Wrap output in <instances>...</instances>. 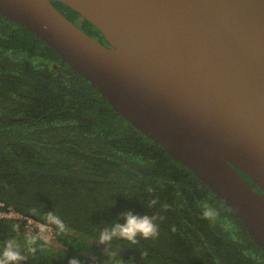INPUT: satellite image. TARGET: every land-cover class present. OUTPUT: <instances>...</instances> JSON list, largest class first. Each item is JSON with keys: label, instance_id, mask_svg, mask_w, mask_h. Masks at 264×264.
<instances>
[{"label": "trees", "instance_id": "16d2710c", "mask_svg": "<svg viewBox=\"0 0 264 264\" xmlns=\"http://www.w3.org/2000/svg\"><path fill=\"white\" fill-rule=\"evenodd\" d=\"M53 3L107 43L79 12ZM153 198L158 204L148 209ZM0 202L1 210L43 223L53 211L66 225L64 232L53 227L54 239L42 236L26 264H68L71 258L82 264H92V258L97 264H264V249L221 196L123 118L57 50L2 14ZM204 203L218 211L214 222L202 217ZM126 211L154 213L158 237L136 245L116 240L110 261L95 257L103 251L92 243L99 231L123 223L120 214ZM26 232L22 220L0 219V244L13 238L25 250Z\"/></svg>", "mask_w": 264, "mask_h": 264}, {"label": "water", "instance_id": "95a60500", "mask_svg": "<svg viewBox=\"0 0 264 264\" xmlns=\"http://www.w3.org/2000/svg\"><path fill=\"white\" fill-rule=\"evenodd\" d=\"M56 1L107 43L53 0H0V14L197 174L264 249V0Z\"/></svg>", "mask_w": 264, "mask_h": 264}, {"label": "clouds", "instance_id": "9594fccd", "mask_svg": "<svg viewBox=\"0 0 264 264\" xmlns=\"http://www.w3.org/2000/svg\"><path fill=\"white\" fill-rule=\"evenodd\" d=\"M157 204L158 200L153 198L147 201L145 206L148 209H154ZM32 211L35 214L37 210L33 209ZM120 215L123 223L119 221L109 223L99 231L97 239L92 242L103 246V255L106 257H110L114 253L113 241H127L136 245L141 239H155L159 235L157 216L154 213L139 215L132 211H126ZM218 215V211L208 203L202 205L204 219L214 222ZM44 220V227L38 229L36 233L26 232L24 234L25 250H22L13 238L4 240L0 244V264H26L29 254H34L37 251L38 242L48 227H54L58 232H64L66 229L63 219L53 211H48ZM17 231H19V226H17ZM44 242L47 243L46 240ZM68 264H82V261L78 258H71ZM92 264H97L95 258H92Z\"/></svg>", "mask_w": 264, "mask_h": 264}, {"label": "built area", "instance_id": "2783aa9c", "mask_svg": "<svg viewBox=\"0 0 264 264\" xmlns=\"http://www.w3.org/2000/svg\"><path fill=\"white\" fill-rule=\"evenodd\" d=\"M4 203L0 202V206H3ZM18 219V220H22L25 223V228L28 231H32L35 232V229H40L42 227H44L43 222L29 217L27 215H24L18 211L12 210V209H8V210H1L0 209V219ZM48 234H42V236H45L48 239H54L55 235H54V228L53 227H48V229L45 231ZM60 246H64L62 243H59Z\"/></svg>", "mask_w": 264, "mask_h": 264}, {"label": "rangeland", "instance_id": "374dc122", "mask_svg": "<svg viewBox=\"0 0 264 264\" xmlns=\"http://www.w3.org/2000/svg\"><path fill=\"white\" fill-rule=\"evenodd\" d=\"M27 231V230H26ZM27 232H32V231H27ZM35 232H37V229H35ZM44 234H48L47 232H44ZM1 242H3L2 240H1ZM91 254V253H90ZM103 254V251H99V252H97L96 253V256L95 257H97V256H100V255H102ZM126 252L124 251V250H121L120 251V256H122V257H125L126 256ZM113 255H114V253L110 256V257H106L107 258V261H110L111 259H112V257H113Z\"/></svg>", "mask_w": 264, "mask_h": 264}]
</instances>
